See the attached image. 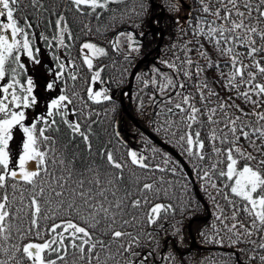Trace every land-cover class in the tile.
I'll list each match as a JSON object with an SVG mask.
<instances>
[{
    "label": "snow or ice",
    "instance_id": "obj_1",
    "mask_svg": "<svg viewBox=\"0 0 264 264\" xmlns=\"http://www.w3.org/2000/svg\"><path fill=\"white\" fill-rule=\"evenodd\" d=\"M120 4L125 8L116 11L129 13L130 19L147 14L145 0H132L131 7L128 0H65L59 11L55 0H0V18H5L0 19V264H150L155 235L145 227L158 220L162 227L177 212L172 203L150 204L161 196L171 199L173 188L166 178L150 176L157 171L175 175V168L146 163L147 157L135 150L119 155L107 146L111 141L94 150L92 125L97 121L88 105L111 99L106 90H93L104 70L93 71V56H106L103 47L81 45L82 64L91 77L84 96L76 90L75 82L83 77L71 57L74 37L65 13L95 14L99 20L113 11L110 5ZM195 5L196 14L190 7L179 43L170 45L172 55L163 61L169 71L153 70L151 83L159 93H174L158 105L164 117L160 126L190 158L207 159V167L198 170L205 190H215L227 206L226 214L212 197L220 227L213 225L211 235L202 233L204 239L221 247L225 240L233 248L247 245L239 249L247 264H264V111L259 110L264 108V0H195ZM169 7L178 11L175 3ZM32 12L47 13L46 25L54 29L40 39L64 48L67 56H53L55 69H48L52 79L44 85L45 91H56L58 85L63 91L50 98L44 114L28 121L29 110L39 101L36 81L22 57L41 63ZM81 31L92 28L86 24ZM119 36L126 38L129 51L142 46L135 33L122 32L111 42L116 51ZM208 72L215 73L211 81ZM142 83L147 87L149 82ZM213 85L235 97L221 96ZM62 128L67 139L57 135ZM17 131L22 139L14 157ZM181 207L189 205L181 201ZM145 245L149 251L141 255L137 249ZM232 257L244 264L235 252L209 257L207 264H231Z\"/></svg>",
    "mask_w": 264,
    "mask_h": 264
},
{
    "label": "trees",
    "instance_id": "obj_2",
    "mask_svg": "<svg viewBox=\"0 0 264 264\" xmlns=\"http://www.w3.org/2000/svg\"><path fill=\"white\" fill-rule=\"evenodd\" d=\"M158 5L157 8L153 7L151 0H145L147 7V14L142 18L132 17L129 18L130 14L125 13L120 15L117 9L125 8L124 4L120 5H110V8L113 9L112 12H104L101 15L100 19L95 18V14L91 18L88 17H79L74 12H66V17L69 21V27L73 32L74 40L71 42V57L75 61V64L79 65V56L78 47L84 42H91L96 45L107 47L109 49L110 55L113 57V60L106 61L103 58V61L94 62V70L100 69L101 66H104V70L101 72L100 78L98 79L99 85L102 92H105L106 95L110 96L111 99L104 101L101 98L100 103L89 102L88 108L91 110L93 115V120L97 121L92 125L93 132L95 134L93 139L94 150L101 147L108 141H111L107 146L113 148L117 151L119 155L127 156L129 150L137 151L138 155H143L147 157L146 163L151 165H159L162 168L169 169L175 168L176 172L173 175L171 172H155L154 175L150 176V179L159 180L161 177L166 178L172 185L173 188L170 190L171 199L165 196H161L159 199L150 201L151 203H172L176 205L177 212L174 216L169 215L166 220H163V226L160 227L161 221H157V225H153L151 228L145 227V231H151L155 235L154 247L155 252L150 258V264H158L156 261L162 260L160 264H207V258L211 257L213 259L217 258H227L230 253H237L239 259L247 264V257L240 255L239 249L247 247V245L241 244L235 248L229 247L227 240H225L224 246L221 247L215 243H209L204 239L202 233L211 235L212 226L220 227L219 221L216 220L217 209L213 202L212 197H216V203H219L220 206L224 209L227 214L228 209L225 205L224 200L220 195H217L216 191L213 189L205 190V183L201 180L202 172L198 171L204 167H207L208 161H197L190 158L186 155L182 148L176 143L174 137L169 136L160 126V122L163 120V114L160 112L158 105L160 101L169 94L165 92L161 95L156 87L151 83V79L155 76L154 69L158 68L162 72H168L169 70L164 66L163 61L169 59L172 53L169 51L170 45L173 42L179 43L180 39V28L186 27L185 18L189 16V8H192V15L196 14L195 0H180L182 5H178L176 0H154ZM25 4L27 0H24ZM47 2V0H46ZM57 5V10H60V6L65 4V0H55ZM175 3L178 5V11H172L169 5ZM132 0H128V6L131 7ZM184 7V8H182ZM182 9L184 13L182 14ZM164 10V16L157 15L159 12ZM31 11V10H29ZM97 11H100L99 9ZM113 14H115V19H113ZM17 15H20L19 13ZM157 15L156 24L159 29L165 32V38L163 45L161 47L160 54L155 53L152 57L158 58L148 64L143 65L134 81L132 96L131 99L127 97V107L131 114L139 121L142 127L147 129L151 134H153L157 139L166 143L175 149L187 162L191 168L193 175L195 177L196 183L199 187V190L203 196L204 201L207 203L210 210V218L207 221H198L193 226V234L197 240L198 246L190 251L188 254H183L190 250L192 239L188 233L189 224L193 219L207 217L208 212L205 207L197 198L192 182L190 181L185 169L181 163L167 150L156 145L151 139H149L139 128H137L123 113L121 109V102L119 100L121 92L128 86L130 82V75L136 63L154 50L160 39L159 32H153L150 28L151 18ZM31 23L34 25V31L36 35L40 36V32L51 36L54 25H46L48 19L47 13L40 15L38 13L32 12V15L29 17ZM54 20L55 17H52ZM179 21V25L177 24ZM23 19L20 20L22 24ZM40 24V26H38ZM90 25L92 31L86 32L81 31V28L84 25ZM99 28V31H97ZM128 28L130 33L136 34V42L142 46L138 51H129L127 46L126 38L119 36L120 50L116 51L111 47V42L113 41V35L120 29ZM67 39V37L65 38ZM68 42V40H66ZM42 45L47 49L49 47L44 41ZM66 51L64 48L58 47V45H53L47 49L49 57L54 63L56 61L53 59L54 55L60 56L61 60L64 59L62 52ZM80 56H82L80 52ZM196 59V57H193ZM106 62V64H105ZM204 63L203 61H200ZM79 68V67H78ZM126 69L124 74L121 75V70ZM79 74L83 77V80L79 79L75 82L77 85L76 90L78 92H83L85 95V89L87 85L85 81L90 80L91 72H89L86 66H82V69L79 70ZM207 76L209 80L215 78L214 72H208ZM158 81L160 80L159 76L155 77ZM259 79V78H258ZM142 81H148V86L145 87ZM196 80L193 77L192 83L195 84ZM71 81H69V93H71ZM61 87V86H60ZM216 88V91L220 92L221 96L227 97L232 95L235 97V93L225 92L220 87L213 85ZM62 88V87H61ZM63 90V88H62ZM193 95L196 94L195 87L188 89ZM155 96V102L152 97ZM176 101H173L175 103ZM215 98H213V103ZM236 104H239L240 107H247L242 100L236 99ZM77 106L79 102L77 101ZM197 106L199 107L198 97H197ZM165 107H171V105H165ZM264 111V108L259 109ZM235 110L233 109V112ZM98 114V115H96ZM106 114V115H105ZM70 119V117H69ZM155 121V123H154ZM63 139H67V132L62 128L61 133L57 134ZM203 138V133H202ZM119 141V143H117ZM76 143H79L77 140ZM242 144L247 147L246 142L241 141ZM79 148L83 151L84 145L80 144ZM207 150V148H206ZM251 151V149H248ZM261 158V157H258ZM167 161V162H166ZM255 163V162H253ZM138 173H141L142 170L136 169ZM219 186V183H218ZM174 193V195H172ZM181 201L185 204H188L187 209H182ZM161 216H164V213H161ZM170 239L171 241L168 244V248L165 253L162 255V251L166 245V242ZM178 245L181 252H178L176 248ZM138 252L143 255L145 252L149 251L147 245L138 248ZM171 257L172 259H167ZM231 264H236V257H232Z\"/></svg>",
    "mask_w": 264,
    "mask_h": 264
},
{
    "label": "rangeland",
    "instance_id": "obj_3",
    "mask_svg": "<svg viewBox=\"0 0 264 264\" xmlns=\"http://www.w3.org/2000/svg\"><path fill=\"white\" fill-rule=\"evenodd\" d=\"M185 1H187L188 2V0H185ZM155 2V1H154ZM176 3L178 4V5H182V3H181V1L180 0H176ZM156 4V3H155ZM157 5V4H156ZM155 8H157V6L155 7ZM182 8H184V7H182ZM184 13V10L182 9V14ZM159 14H164V10H162L161 12H159ZM154 17V16H153ZM152 17V18H153ZM152 18H151V20H150V28H151V23L154 25V27L156 26V27H158L157 26V24H156V22L154 23L153 21H156V18L154 19V20H152ZM0 19H5V18H0ZM5 22H6V20H5ZM38 26H40V24L38 25ZM158 32V31H157ZM35 33H36V31H35ZM43 33V32H42ZM160 33V32H159ZM38 35V34H37ZM36 35V37H37V39L35 40V45L37 46V47H39L40 48V53H39V58H40V61H41V63L39 64V65H35V64H30L28 61H27V59L26 58H23L22 57V59L24 60V62L28 65V68H29V72H28V74L30 75V76H32L34 79H35V81H36V84H37V88H36V93H37V98H38V101H39V103L37 104V106H36V108H34V109H30L29 110V112H28V121H31L32 119H34V117L36 116V115H40V114H44V112H45V109H46V105H47V103L49 102V100H50V98H53L54 96H56V95H58L60 92H61V87L58 85V87H57V89H56V91H52V92H49V91H45V89H44V85L48 82V81H50L51 79H52V76H51V74L49 73V71H48V69L49 68H52V69H54L55 67L54 66H52L51 65V59H50V57H49V53L47 52V49L49 48V47H47V49L42 45V42H43V40L42 39H40V36H37ZM39 35H41V32H40V34ZM164 42V41H163ZM99 46V45H98ZM59 47V46H58ZM99 47H102V46H99ZM61 48V47H60ZM105 50H106V52H107V55L106 56H99V57H96V56H93V63L95 62V61H100V60H102L103 61V58L106 60V61H109V59H110V61H112L113 60V57L110 55V53H109V49L107 48V47H103ZM62 49V48H61ZM86 52L88 51V50H85ZM149 54V53H148ZM62 55H65V52L63 51L62 52ZM109 58V59H107V58ZM145 57V56H144ZM143 57V58H144ZM143 58H141V59H143ZM150 58H154V57H150ZM140 59V60H141ZM139 60V61H140ZM138 61V62H139ZM155 61V60H154ZM137 62V63H138ZM153 62V61H152ZM136 63V64H137ZM150 63V62H149ZM105 64H106V62H105ZM146 64H148V63H146ZM135 67V66H134ZM101 68H104V66H101ZM95 71V70H94ZM132 73V72H131ZM131 76V75H130ZM129 85V84H128ZM128 87V86H127ZM126 87V88H127ZM125 88V89H126ZM93 90L94 91H101L102 92V90H101V87H100V85H99V81L97 80L96 81V83H95V85L93 86ZM124 91V90H123ZM123 91L121 92V94H120V97H119V100H120V102H121V97L123 96V99H124V101H125V104H126V106H127V97L128 98H130L129 97V95H128V92H125L124 94H123ZM132 96V95H131ZM131 99V98H130ZM121 109H122V111H123V107H122V104H121ZM127 109H128V107H127ZM129 111V110H128ZM130 112V111H129ZM124 113V112H123ZM131 113V112H130ZM69 117H70V120L71 119H73V117L71 116V115H69ZM127 117V116H126ZM134 117V116H133ZM128 118V117H127ZM135 118V117H134ZM129 119V118H128ZM136 119V118H135ZM130 120V119H129ZM28 121H26V123L28 122ZM133 123V122H132ZM134 124V123H133ZM141 125V124H140ZM21 139H22V134L19 132V131H17V132H15V134H14V140H13V142H12V145H11V147H12V150H13V156L15 157L16 155H17V153L19 152V146H20V141H21ZM29 167H31V164L29 165ZM188 176V175H187ZM194 179H195V177H194ZM195 182H196V180H195ZM193 185V184H192ZM196 185H197V183H196ZM197 187H198V185H197ZM194 188V187H193ZM199 188V187H198ZM199 192H200V190H199ZM200 194H201V192H200ZM201 196H202V194H201ZM202 198H203V196H202ZM204 200V199H203ZM201 202V201H200ZM205 202V201H204ZM203 204V203H202ZM205 204H207L206 202H205ZM204 205V204H203ZM202 218H204V217H202ZM197 219H200V218H197ZM194 220V219H193ZM192 220V221H193ZM196 222H198V221H196ZM196 222H194L193 224H192V226H191V233H190V231H189V228H188V233H189V235H190V237H191V235H193L194 236V234H193V226H194V224L196 223ZM191 223V222H190ZM189 227H190V224H189ZM195 237V236H194ZM191 239H192V237H191ZM196 239V238H195ZM171 240L170 239H168V241L166 242L167 244L165 245L166 246V250H167V248H168V244H169V242H170ZM196 244H197V240H196ZM197 246H198V244H197ZM165 248V247H164ZM176 248H177V250H178V252H181V250L179 249V247H178V245L176 244ZM165 250V251H166ZM190 252V250L189 251H186V252H182L183 254H188ZM165 253V252H164Z\"/></svg>",
    "mask_w": 264,
    "mask_h": 264
},
{
    "label": "water",
    "instance_id": "obj_4",
    "mask_svg": "<svg viewBox=\"0 0 264 264\" xmlns=\"http://www.w3.org/2000/svg\"><path fill=\"white\" fill-rule=\"evenodd\" d=\"M152 4H153V7H156L158 5L155 4L154 0H151ZM155 17L152 18V20H154ZM151 30L153 32H160V39H159V43L157 45V47L152 50L149 54H147L143 59H141L134 67V69L132 70V73H131V76H130V82H129V85L126 89H124L123 91V94L125 92H128V95L129 97L131 98V95H132V89H133V85H134V81H135V77L139 71V69L145 65L146 63H149V62H152L154 60H156L160 54V51H161V47L163 45V41H164V38H165V32L161 29H159L158 27H154V25L151 23ZM131 30L128 29V28H124V29H120L118 30L114 35H113V40L116 39L118 37V34L119 33H122V32H130ZM159 53L156 57L154 58H150L153 54L155 53ZM121 104H122V107H123V112L124 114L130 119L131 122L134 123V125L139 128L149 139H151L156 145H158L159 147L169 151L180 163L181 165L183 166V168L185 169V172L187 173L190 181L192 182L193 184V187H194V191H195V194L198 198L199 201H201V203H203L207 209V212H208V215L207 217H204V218H200V219H194L193 221H191L190 223V227H189V231L191 233V226L194 222L196 221H207L209 220L210 218V210H209V207L207 204H205L200 192H199V188L197 187L196 185V182H195V179H194V175H193V172L191 170V168L189 167V165L187 164V162L184 160V158L175 150L173 149L171 146L167 145L166 143L160 141L159 139H157L153 134H151L147 129H145L144 127H142L139 123V121L137 119H135L133 117V115L128 111L127 109V106L125 104V101L123 99V96L121 97ZM192 234V233H191ZM192 237V244H191V247H190V251H192L194 248L197 247V244H196V239L193 235H191ZM167 244V243H166ZM166 250V246L164 248V250L162 251V255L164 254Z\"/></svg>",
    "mask_w": 264,
    "mask_h": 264
},
{
    "label": "flooded vegetation",
    "instance_id": "obj_5",
    "mask_svg": "<svg viewBox=\"0 0 264 264\" xmlns=\"http://www.w3.org/2000/svg\"><path fill=\"white\" fill-rule=\"evenodd\" d=\"M157 15H161V14H157ZM157 15H154V17L156 18L157 17ZM162 16H164V14H162ZM67 40V39H66ZM80 47H81V45H79V47H78V51H79V56L77 57L80 61H79V65H78V67H79V70H81L82 69V66H85V65H83L82 64V56H80ZM67 56V53L64 55V59H65V57ZM51 65L52 66H54V63L52 62V60H51ZM55 67V66H54ZM55 69V68H54ZM61 89V92L63 91L62 90V88H60ZM80 94H81V96H84V93L82 92H79ZM55 97V96H54ZM71 107V106H70ZM162 261H163V259L162 260H160V261H156V263H158V264H160V263H162Z\"/></svg>",
    "mask_w": 264,
    "mask_h": 264
}]
</instances>
